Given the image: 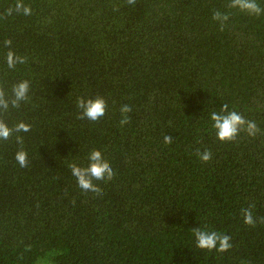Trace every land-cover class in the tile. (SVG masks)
Masks as SVG:
<instances>
[{"label": "trees", "instance_id": "trees-1", "mask_svg": "<svg viewBox=\"0 0 264 264\" xmlns=\"http://www.w3.org/2000/svg\"><path fill=\"white\" fill-rule=\"evenodd\" d=\"M228 3L0 0V89L11 98L29 83L0 120L30 125L0 139V264H264V12ZM217 10L229 16L223 31ZM9 49L25 62L9 68ZM96 96L105 115L78 119L77 97ZM223 104L257 135L219 141L209 117ZM92 149L115 172L93 181L100 194L68 167L86 166ZM250 204L254 226L241 215ZM196 227L229 235L231 248H197Z\"/></svg>", "mask_w": 264, "mask_h": 264}, {"label": "clouds", "instance_id": "clouds-1", "mask_svg": "<svg viewBox=\"0 0 264 264\" xmlns=\"http://www.w3.org/2000/svg\"><path fill=\"white\" fill-rule=\"evenodd\" d=\"M135 2L136 0H127L129 5H133ZM228 7L257 16L264 12V9L256 3V0H229ZM15 8L16 11H20L23 8V14L25 15L31 14L30 7L23 6L20 2L16 4ZM11 11L12 9L9 8L7 10L8 14H11ZM212 19L220 22L219 27L223 31L225 22L229 19V16L227 13H222L217 10L212 13ZM11 43L10 39L4 41L5 47L10 46ZM24 62V57L17 56L10 49L6 53V63L9 68H14L17 63ZM28 90L29 83L27 80L12 85L11 98H6L3 89H0V109L7 110L9 104L12 107H19L20 102L28 98ZM75 103L76 107L80 110L78 119L97 121L105 115L107 104L103 97H77ZM119 111L121 113L119 124L120 126H124L130 121L128 114L131 113L132 109L129 105L122 104ZM209 118L212 121V128L215 130L216 138L221 142L235 140L241 131L246 132L250 137L256 136L260 131L255 121L247 120L235 110L229 111L227 104H223L219 112L213 111ZM29 130L30 125L23 122H19L13 128H9L3 120H0V139L7 140L13 132H28ZM172 140L173 138L171 136L164 135L163 142L165 144L172 143ZM16 142L20 147L14 154V159L23 168L28 165L27 152L23 148V137L17 136ZM196 155L203 163H207L212 158L211 151L207 149L202 152L197 150ZM87 160L88 163L86 166H79L77 163L72 162L68 164V167L71 174L75 177L78 187L82 191L100 194L101 188L94 184L93 181H111L115 172L109 162L104 159L102 153L97 149H92L88 153ZM253 208L254 205L250 204L248 207L241 209L243 222L249 226H254L257 222L253 216ZM260 219L264 221V218ZM193 235L195 237L196 247L199 249H207L209 251L215 249L217 252L223 253L228 251L232 246L230 243L231 237L217 231H208L207 229L196 227L193 228Z\"/></svg>", "mask_w": 264, "mask_h": 264}]
</instances>
